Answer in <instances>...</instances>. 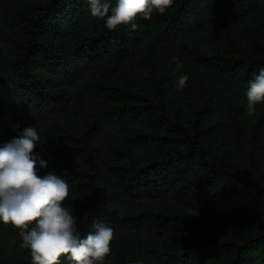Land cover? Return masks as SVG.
Returning a JSON list of instances; mask_svg holds the SVG:
<instances>
[{
  "label": "trees",
  "instance_id": "obj_1",
  "mask_svg": "<svg viewBox=\"0 0 264 264\" xmlns=\"http://www.w3.org/2000/svg\"><path fill=\"white\" fill-rule=\"evenodd\" d=\"M136 24L108 30L84 0H0V142L37 128L38 174L65 178L82 234L93 219L146 233L141 256L110 241L104 264H264V102L244 111L264 0H174ZM174 57L188 94H166ZM18 232L0 223V264H32Z\"/></svg>",
  "mask_w": 264,
  "mask_h": 264
},
{
  "label": "clouds",
  "instance_id": "obj_2",
  "mask_svg": "<svg viewBox=\"0 0 264 264\" xmlns=\"http://www.w3.org/2000/svg\"><path fill=\"white\" fill-rule=\"evenodd\" d=\"M90 16L104 20L108 30L120 25L136 29V20L164 14L174 0H84ZM175 72H181L175 87L182 90L189 75L183 62L174 57ZM244 111L252 116L264 102V67L247 82ZM15 135L0 142V223L18 228L20 247L28 249L32 264H61L60 257L72 264H104L110 253L114 229L103 219H93L91 230L82 234L77 216L62 202L69 184L62 175L49 170L41 152H34L40 135L33 125L13 126Z\"/></svg>",
  "mask_w": 264,
  "mask_h": 264
},
{
  "label": "rangeland",
  "instance_id": "obj_3",
  "mask_svg": "<svg viewBox=\"0 0 264 264\" xmlns=\"http://www.w3.org/2000/svg\"><path fill=\"white\" fill-rule=\"evenodd\" d=\"M182 72L187 73L189 75V80L186 83V86L182 90H177V88L174 87V89L172 91H166V94L168 96H171L172 94H178V95L188 94L194 90L193 89V86H194L193 83L196 84V78L192 75V73L189 69H182ZM180 74H182V73L179 72L178 75L175 78H173V81H175V83H176V78ZM136 77L137 78H134L135 84L137 86H139L140 88L145 86L144 85L145 82L149 83V85H152V88H154L153 85H155V84L152 83V81H150L151 72H150L149 68L139 69L136 73ZM177 99L180 100L179 98H177ZM72 124H73V121L71 122V125ZM143 149L144 148H142V150ZM231 151L236 158L243 157V152L245 151V144H244L242 138H239V139L233 138L232 139ZM261 175L264 176L263 171H262ZM136 237H140L144 240L147 237V235L144 231L137 232V231H130L128 229H122L121 228V229L114 230L113 239L111 240V242L116 247L124 249L129 256H136V255L141 256L143 253H141L142 250L139 247V239L136 240Z\"/></svg>",
  "mask_w": 264,
  "mask_h": 264
}]
</instances>
